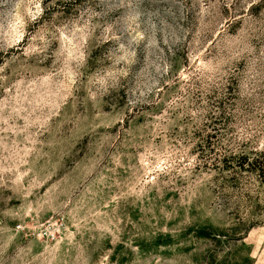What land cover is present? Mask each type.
<instances>
[{
	"label": "rangeland",
	"instance_id": "374dc122",
	"mask_svg": "<svg viewBox=\"0 0 264 264\" xmlns=\"http://www.w3.org/2000/svg\"><path fill=\"white\" fill-rule=\"evenodd\" d=\"M264 0H0V264H264Z\"/></svg>",
	"mask_w": 264,
	"mask_h": 264
},
{
	"label": "trees",
	"instance_id": "16d2710c",
	"mask_svg": "<svg viewBox=\"0 0 264 264\" xmlns=\"http://www.w3.org/2000/svg\"><path fill=\"white\" fill-rule=\"evenodd\" d=\"M254 170L256 171V174H258L261 179H264V165L259 164L258 159H254Z\"/></svg>",
	"mask_w": 264,
	"mask_h": 264
}]
</instances>
